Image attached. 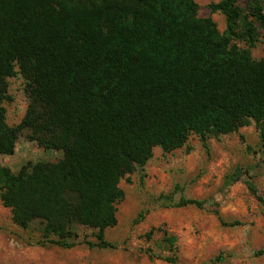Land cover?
I'll list each match as a JSON object with an SVG mask.
<instances>
[{
  "label": "trees",
  "instance_id": "1",
  "mask_svg": "<svg viewBox=\"0 0 264 264\" xmlns=\"http://www.w3.org/2000/svg\"><path fill=\"white\" fill-rule=\"evenodd\" d=\"M209 9L226 17L224 34L197 17L195 0H0V155L13 156L24 131L63 154L18 174L0 166V200L18 227L41 220L40 243L61 248L84 227L97 232L89 247L111 248L119 183L154 148L264 124V60L252 57L260 32L264 42V0ZM18 71L30 105L12 128L4 104ZM164 237L173 255L161 259L179 264L177 239Z\"/></svg>",
  "mask_w": 264,
  "mask_h": 264
},
{
  "label": "rangeland",
  "instance_id": "2",
  "mask_svg": "<svg viewBox=\"0 0 264 264\" xmlns=\"http://www.w3.org/2000/svg\"><path fill=\"white\" fill-rule=\"evenodd\" d=\"M197 17L211 19L224 34L226 17L212 14L209 6L221 0H195ZM246 8V0H240ZM263 32L252 50L264 60ZM239 46L244 48V43ZM18 71L8 80L10 100L4 104L9 127L25 118L30 94ZM19 137L13 156H1L0 166L18 174L25 166L57 163L63 154L46 150ZM124 200L117 207V224L105 231L111 248H91L97 232L77 227L72 248L45 245V223L34 220L29 229L18 227L11 210L0 200V264H169L172 256L164 233L177 239L179 264H264V124L253 121L237 133L211 137L206 142L189 137L180 149H153L141 169L119 183ZM197 201L200 206H180Z\"/></svg>",
  "mask_w": 264,
  "mask_h": 264
}]
</instances>
